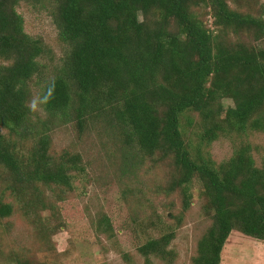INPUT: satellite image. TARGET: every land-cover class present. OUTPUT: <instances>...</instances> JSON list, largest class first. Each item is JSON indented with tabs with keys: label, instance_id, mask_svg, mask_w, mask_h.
<instances>
[{
	"label": "trees",
	"instance_id": "16d2710c",
	"mask_svg": "<svg viewBox=\"0 0 264 264\" xmlns=\"http://www.w3.org/2000/svg\"><path fill=\"white\" fill-rule=\"evenodd\" d=\"M21 1L0 0V222L15 205L41 230V211L59 219V207L57 215L50 205L38 207L47 191L67 196L81 173L78 154L51 147L53 125L71 122L79 135L87 128L118 132L123 169L147 160L162 165L165 182L155 192L176 194L182 213L192 201L190 185L198 183L210 224L190 264H220L233 230L264 241V166H255L250 146L217 167L198 163L180 129L191 113L202 142L264 132V6L254 16L238 0H51L64 49L46 76L49 51L24 32ZM53 85L42 114L31 112L33 88L42 100ZM223 99L232 105L224 108ZM170 219L172 229L137 246L145 263L151 256L173 260L168 247L180 220Z\"/></svg>",
	"mask_w": 264,
	"mask_h": 264
},
{
	"label": "rangeland",
	"instance_id": "374dc122",
	"mask_svg": "<svg viewBox=\"0 0 264 264\" xmlns=\"http://www.w3.org/2000/svg\"><path fill=\"white\" fill-rule=\"evenodd\" d=\"M51 0H22L16 12L23 21V30L30 37L43 41L47 56L46 76L63 53L54 24ZM244 11L259 16L264 0H238ZM230 8H236L228 1ZM207 28L211 19H203ZM43 76L36 79L42 83ZM32 98H40V91L33 88ZM224 108L232 105L223 99ZM38 113L42 114L39 105ZM184 115L180 129L193 159L219 166L231 158L236 148L249 145L255 166H264V132H245L225 136L219 134L210 142H202L197 116ZM118 132L101 128L86 129L78 134L72 123H55L51 130V147L55 152L69 150L81 158L82 169L73 180V189L63 199L47 191L42 204L51 206L54 215L59 207V219L47 211L39 217L46 226L37 227L32 214L24 216V209L14 206L10 218L0 222V264H147L137 252L144 239L157 238L172 229L179 216V224L168 250L173 260L166 263L150 257L148 264H190L195 256L197 243L210 221L202 208L200 188L196 181L190 185L192 201L186 212H181L178 196L155 192L156 186L165 182L162 165L145 161L134 171L120 167V142ZM155 185V189L154 188ZM4 195L3 199H7ZM37 209V210H38ZM57 215V213H56ZM166 217V218H165ZM181 217V218H180ZM105 218L111 231L106 232ZM161 219L162 222H159ZM102 226V227H101ZM46 238H44V236ZM220 264H264V241H259L233 230L225 242Z\"/></svg>",
	"mask_w": 264,
	"mask_h": 264
},
{
	"label": "clouds",
	"instance_id": "9594fccd",
	"mask_svg": "<svg viewBox=\"0 0 264 264\" xmlns=\"http://www.w3.org/2000/svg\"><path fill=\"white\" fill-rule=\"evenodd\" d=\"M53 93H54V85L50 86L46 92V95L43 97L42 100H38L37 98L31 99L27 103V107L31 112H36L38 110V107L41 103H48L50 100L53 98Z\"/></svg>",
	"mask_w": 264,
	"mask_h": 264
}]
</instances>
